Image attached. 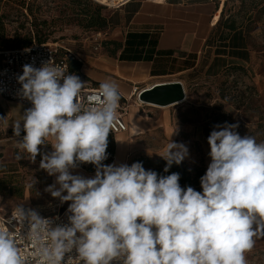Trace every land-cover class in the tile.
Segmentation results:
<instances>
[{
    "label": "clouds",
    "instance_id": "clouds-1",
    "mask_svg": "<svg viewBox=\"0 0 264 264\" xmlns=\"http://www.w3.org/2000/svg\"><path fill=\"white\" fill-rule=\"evenodd\" d=\"M17 79L19 97L32 106L11 125L15 137L25 133L16 159L35 163L39 155V167L55 177L44 191L70 203L67 223L26 200L10 215L0 206V264H248L246 254L264 239V142L242 137L238 123L214 126L202 191L184 188L179 173L103 163L122 99L115 81L86 93V83L54 60L25 64ZM0 123L9 127L6 117ZM188 155L170 139L160 155L164 172ZM82 164L95 175L72 174Z\"/></svg>",
    "mask_w": 264,
    "mask_h": 264
},
{
    "label": "rangeland",
    "instance_id": "rangeland-1",
    "mask_svg": "<svg viewBox=\"0 0 264 264\" xmlns=\"http://www.w3.org/2000/svg\"><path fill=\"white\" fill-rule=\"evenodd\" d=\"M223 1L222 17L234 18L241 27L248 58L236 59V67H224L215 76L205 77L200 72L190 76L186 97L181 103L151 107L154 111H148L150 107L137 103L135 95L128 102L124 100L125 106L129 103L138 106L141 115L156 119L166 115L170 125L166 133L156 126L131 137L130 146L134 149L128 162L140 154L160 157L171 139L188 147L189 155L184 161L189 167L207 168L211 162L207 138L214 126L225 122L238 123L237 132L242 137L252 135L257 142H264V0ZM94 3L103 6L101 13L107 17L109 7L95 0H0V49L21 47L38 39L55 42L80 60L83 71L88 66L103 73L101 67L96 68L91 62L115 55L120 39L111 37L107 28L86 27L85 21L94 10ZM219 15L215 14L214 21ZM219 32L220 28L215 27L211 41L218 40ZM207 54L209 57L210 51ZM81 74L84 73L81 71ZM84 77L88 80L86 74ZM99 84L92 82L94 86ZM49 148V145L41 146V151L50 152ZM0 149L1 164L10 162L18 170L13 173L15 170L7 165L0 172V206L5 207L7 214L21 200H26V206L37 209L41 215L61 212L66 207L67 202L61 204L44 191L51 185V178L39 167V155L35 163L26 158L17 160L16 142L1 145ZM83 169L89 171L95 167ZM33 180L36 183L30 190L27 185ZM246 256L248 264H264V239L257 240Z\"/></svg>",
    "mask_w": 264,
    "mask_h": 264
},
{
    "label": "crops",
    "instance_id": "crops-1",
    "mask_svg": "<svg viewBox=\"0 0 264 264\" xmlns=\"http://www.w3.org/2000/svg\"><path fill=\"white\" fill-rule=\"evenodd\" d=\"M215 2V0H132L120 7L108 8L106 28L109 29L111 37L120 39L116 54L103 57L102 60L95 58L91 62L94 67H101L103 73L88 66L83 71L82 64L79 69L84 76L86 74L88 78L86 80L91 86H94L92 82L100 83L104 80H113L119 86L127 130L113 137V156L108 164H127L134 149L130 146L131 137H136L156 126L162 127L166 133L170 126L166 115L163 114L160 119L149 117L147 114L141 115L138 106L133 103L125 106L124 100L128 102L135 95L138 103L136 92L156 82L179 80L186 91L187 79L195 73L200 72L205 77L218 74L208 71L216 48L215 42L209 39L218 20L214 21V16L217 12L220 14L222 6L221 4L217 7ZM134 56L138 57L133 59ZM139 103L150 107L148 111L154 109L151 107H159L145 102ZM31 106L0 95V117H6L9 124L6 129L4 124L0 123V147L22 139L25 133L22 131L20 137H15L11 125ZM48 145L51 151V145ZM1 159L0 172L2 166L9 165L15 168L10 162L1 164ZM14 170L13 173L18 171ZM45 173L47 174L46 171ZM72 174L93 177L95 170L87 171L78 167L72 170ZM49 177L53 184L55 177ZM69 203L67 202V205Z\"/></svg>",
    "mask_w": 264,
    "mask_h": 264
},
{
    "label": "trees",
    "instance_id": "trees-1",
    "mask_svg": "<svg viewBox=\"0 0 264 264\" xmlns=\"http://www.w3.org/2000/svg\"><path fill=\"white\" fill-rule=\"evenodd\" d=\"M85 2H90V0H83ZM217 2V7L224 1L223 0H215ZM226 1V0H225ZM94 10L86 19V27H90L95 30H102L107 27L108 21L107 17L101 13V9L103 6L94 3ZM223 6H221L220 15L216 22L217 29L220 28V32L218 34V44H216V48L214 50V58L209 66V72L217 73L220 69L224 67H229L228 69H232L236 67L237 60L236 59H247L248 52L246 49L245 38L241 27L236 24L234 18H225L222 17ZM82 21V20H81ZM211 41V39L209 40ZM212 41H214L212 39ZM214 41V42H215ZM37 42H44L40 39ZM23 45L26 46L30 44ZM120 58L122 55L119 56ZM138 56H134L133 59H136ZM125 58V56H123ZM227 60V61H226ZM81 63L79 60H70V69L79 71ZM227 69V70H228ZM114 150V142L112 139L110 140L109 151L113 154ZM1 157V154H0ZM111 158L105 160L103 163L109 162ZM142 162L143 167L146 170H154L158 175H170L171 173H179L180 174V185L181 187L186 188L187 186L193 187L196 191H202L200 185V178L206 173L207 168L205 167H189L188 164L183 161L180 165L173 164L167 173L164 172V168L166 166V161L160 157H152L147 155H137L133 157L127 165L131 166L132 163ZM91 165L90 167H92Z\"/></svg>",
    "mask_w": 264,
    "mask_h": 264
},
{
    "label": "built area",
    "instance_id": "built-area-1",
    "mask_svg": "<svg viewBox=\"0 0 264 264\" xmlns=\"http://www.w3.org/2000/svg\"><path fill=\"white\" fill-rule=\"evenodd\" d=\"M105 6L117 8L122 6L123 4L132 1V0H95ZM100 35V32H97ZM77 60L78 58L73 55V53L55 43V42H37L33 40L30 44L21 47H12L6 49H0V95L4 98L23 103V104H31L26 99H21L18 95V91L21 88V85L18 83V76L23 74V66L25 64H31L34 67H41L44 62L48 60H54L57 65L66 66L68 67V74H76L80 77L81 81L85 82V89L86 93H90L95 91L99 88V86H91L85 79L84 75L81 74L79 71L71 70L70 69V60ZM137 91L136 93H138ZM125 109L122 105V101L120 100V108H119V119L109 134L108 137V159L112 158L113 154L109 151L110 147V140L120 132H124L127 130V123L124 119ZM111 160V159H110ZM109 160V161H110ZM91 166V164H82L79 168H86ZM69 204L67 205L66 209L63 211H55L54 213L42 215L45 217H59L58 223H67V209ZM11 210L8 212L10 215ZM0 214H2V210L0 209Z\"/></svg>",
    "mask_w": 264,
    "mask_h": 264
},
{
    "label": "water",
    "instance_id": "water-1",
    "mask_svg": "<svg viewBox=\"0 0 264 264\" xmlns=\"http://www.w3.org/2000/svg\"><path fill=\"white\" fill-rule=\"evenodd\" d=\"M186 97L184 85L179 80L161 81L139 90L137 98L154 106H169L182 102Z\"/></svg>",
    "mask_w": 264,
    "mask_h": 264
},
{
    "label": "bare ground",
    "instance_id": "bare-ground-1",
    "mask_svg": "<svg viewBox=\"0 0 264 264\" xmlns=\"http://www.w3.org/2000/svg\"><path fill=\"white\" fill-rule=\"evenodd\" d=\"M102 1H104V0H102ZM114 2H116V0H113ZM156 83H158V82H156ZM152 85V84H151ZM150 86V85H149ZM139 102H143V101H141V100H139Z\"/></svg>",
    "mask_w": 264,
    "mask_h": 264
}]
</instances>
